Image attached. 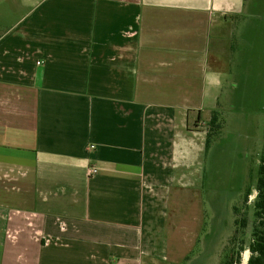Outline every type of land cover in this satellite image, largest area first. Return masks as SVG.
Here are the masks:
<instances>
[{
	"label": "crops",
	"instance_id": "1",
	"mask_svg": "<svg viewBox=\"0 0 264 264\" xmlns=\"http://www.w3.org/2000/svg\"><path fill=\"white\" fill-rule=\"evenodd\" d=\"M251 3L0 0V264H222L207 176L252 126L232 101L263 99Z\"/></svg>",
	"mask_w": 264,
	"mask_h": 264
},
{
	"label": "rangeland",
	"instance_id": "2",
	"mask_svg": "<svg viewBox=\"0 0 264 264\" xmlns=\"http://www.w3.org/2000/svg\"><path fill=\"white\" fill-rule=\"evenodd\" d=\"M252 5L254 4V10L264 17V0H250ZM10 16L7 14L6 22H9ZM251 23V22H250ZM254 23V22H253ZM259 43L262 46V69L264 72V21L262 26L261 38ZM244 85L237 87V91H242ZM253 91V86L247 84L243 91ZM239 95V94H238ZM233 112L241 110L250 111L252 113V126L248 125L250 131L244 132L241 124L235 125L230 128L231 134L234 135L231 138L229 145L226 149L220 153H215L213 156V162L211 164V173L208 178V187L214 189V194L218 192L221 193L222 200L225 204H229L231 208L236 206L238 208L237 215L234 213L235 219H240L245 216L248 222V230L245 232L244 239L247 243L251 240V229L253 223V202L255 200V182L257 177V167L259 165V158L263 151L264 145V130H263V120L264 116L259 115L258 106H261V103H264V94L263 99H236L232 101ZM226 114V112L224 113ZM224 114L218 113L219 122L221 126L224 124ZM206 131H208V124L205 125ZM247 137L252 138V142H246ZM245 141V143H244ZM202 157V156H201ZM200 157V169H199V186L206 183V175L201 170L202 159ZM246 161V162H245ZM245 162V163H244ZM245 165V167H244ZM246 179H245V178ZM245 180V181H244ZM247 191H250V195L247 198V202H244V195ZM217 199V195L214 197H209ZM201 200V197H200ZM232 214V212H231ZM205 218V217H204ZM239 237V235L237 236ZM240 262L242 264V256L239 254Z\"/></svg>",
	"mask_w": 264,
	"mask_h": 264
},
{
	"label": "trees",
	"instance_id": "3",
	"mask_svg": "<svg viewBox=\"0 0 264 264\" xmlns=\"http://www.w3.org/2000/svg\"><path fill=\"white\" fill-rule=\"evenodd\" d=\"M264 112V111H263ZM264 114V113H263ZM219 116L217 112H212L210 120L208 122V131L206 133L205 140V152L209 149L214 137L218 136L221 132V121L219 122ZM264 130V120H263ZM264 136V134H263ZM255 200L253 202V223L251 229V240L247 245V250L250 255L247 260V264H264V145L263 151L259 158V165L257 167V177L255 182ZM250 195V191H247L244 195V202H247V198ZM233 212L237 215L238 208L233 207ZM247 226L246 217L243 216L240 219L234 220V234L229 240L228 245L223 250L222 264H239L241 254L244 250V234ZM239 235V237H237Z\"/></svg>",
	"mask_w": 264,
	"mask_h": 264
},
{
	"label": "built area",
	"instance_id": "4",
	"mask_svg": "<svg viewBox=\"0 0 264 264\" xmlns=\"http://www.w3.org/2000/svg\"><path fill=\"white\" fill-rule=\"evenodd\" d=\"M93 148H94L93 146H90V149H93ZM89 173H90V175H94L97 173V169L96 168H90Z\"/></svg>",
	"mask_w": 264,
	"mask_h": 264
}]
</instances>
